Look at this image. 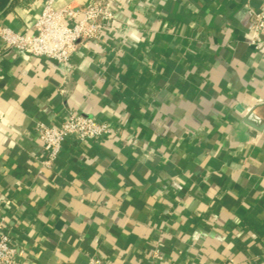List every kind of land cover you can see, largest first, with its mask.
<instances>
[{"label":"crops","instance_id":"crops-1","mask_svg":"<svg viewBox=\"0 0 264 264\" xmlns=\"http://www.w3.org/2000/svg\"><path fill=\"white\" fill-rule=\"evenodd\" d=\"M107 1L112 25L69 68L0 44V234L17 264H264V0ZM44 4L9 0L0 26L31 32ZM68 111L115 134L67 138L46 165L34 125Z\"/></svg>","mask_w":264,"mask_h":264},{"label":"built area","instance_id":"built-area-1","mask_svg":"<svg viewBox=\"0 0 264 264\" xmlns=\"http://www.w3.org/2000/svg\"><path fill=\"white\" fill-rule=\"evenodd\" d=\"M55 0H45L31 32H17L0 26V44L4 50H17L35 57H47L69 68L71 57L80 45L99 38L102 29L112 25L114 13L107 0H89L86 4L68 3L54 6ZM250 43L259 48L264 43V8L255 12ZM263 37V39H261ZM36 139L45 152V164L50 165L57 157L62 142L67 138L88 141L101 135H113L115 129L107 122L92 116L68 111L51 124L36 122ZM16 249L8 232L0 234V264H17ZM161 259L158 250L152 253L150 264ZM93 264H106L99 258Z\"/></svg>","mask_w":264,"mask_h":264},{"label":"trees","instance_id":"trees-1","mask_svg":"<svg viewBox=\"0 0 264 264\" xmlns=\"http://www.w3.org/2000/svg\"><path fill=\"white\" fill-rule=\"evenodd\" d=\"M8 4L9 0H0V11L4 10Z\"/></svg>","mask_w":264,"mask_h":264},{"label":"water","instance_id":"water-1","mask_svg":"<svg viewBox=\"0 0 264 264\" xmlns=\"http://www.w3.org/2000/svg\"><path fill=\"white\" fill-rule=\"evenodd\" d=\"M263 126H264L263 123H260L256 128H257V129H258V128H259V129H260V128L263 129ZM263 130H264V129H263Z\"/></svg>","mask_w":264,"mask_h":264}]
</instances>
